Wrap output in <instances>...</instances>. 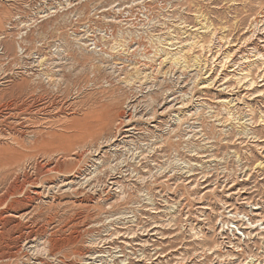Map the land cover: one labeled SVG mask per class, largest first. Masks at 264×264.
Instances as JSON below:
<instances>
[{"label":"rangeland","instance_id":"rangeland-1","mask_svg":"<svg viewBox=\"0 0 264 264\" xmlns=\"http://www.w3.org/2000/svg\"><path fill=\"white\" fill-rule=\"evenodd\" d=\"M0 39V264H264V0H0Z\"/></svg>","mask_w":264,"mask_h":264},{"label":"bare ground","instance_id":"bare-ground-1","mask_svg":"<svg viewBox=\"0 0 264 264\" xmlns=\"http://www.w3.org/2000/svg\"><path fill=\"white\" fill-rule=\"evenodd\" d=\"M8 1H11V0H8ZM131 9V8H130ZM26 29H28L31 25H27L26 24ZM81 32V35H79V33H76L75 34V32H74V35H75V38H74V42L76 43V44H78V47H79V49H83V50H85V49H88V48H93V49H91L90 51H93V50H96V47H97V45H96V42H94V39H92V36H90L89 35V30H84V31H80ZM0 40H2V39H0ZM19 40V39H18ZM20 40L22 41L23 40V37H20ZM0 43H1V41H0ZM19 44V43H18ZM160 45H161V48H169V47H171L172 46V43L171 44H166V43H162V42H160ZM116 47H118V48H120V52L121 51H126V49L128 50V49H130L129 47H128V45L126 46V44H125V42H123V43H121V44H116ZM125 48V49H124ZM17 49L19 50V52H20V55L21 56H23V48L22 47H20V44L17 46ZM101 50H99V52H100ZM163 51V50H162ZM25 52V51H24ZM130 52V51H129ZM1 53V52H0ZM168 55H170V54H168ZM38 59H40V57H38V58H36L35 59V61H34V64L35 63H37L36 65H37V67L39 66V68H42V67H44V66H46V68H45V70H49V67H51V64L52 63H50V64H47V61H48V59H41L39 62H38ZM170 60L171 61H173V63L175 64V66H179L180 68H182V69H184L185 68V66H183L182 64H183V62H180L178 59H176L175 58V55H172V56H170ZM32 63V62H31ZM182 63V64H181ZM98 63H96V66H95V69H100V67L97 65ZM161 64V63H160ZM35 65V66H36ZM194 65L195 66H197V67H199V64L196 62V63H194ZM138 69V68H137ZM45 70H41V71H44L45 72ZM160 70V69H159ZM56 72H59L58 70L56 71ZM159 72V71H158ZM153 73V72H152ZM137 75H139V74H137ZM53 74H50V73H47V72H45V73H43V76H39L40 78L42 77V78H44L46 81H47V84L48 83H53L54 82V79H53ZM140 76H143V73L142 74H140ZM142 78H145V77H142ZM57 80V79H56ZM102 113V112H101ZM95 114V113H94ZM98 116V115H97ZM110 117H111V115H110V113H104V114H100L98 117H97V119H96V121H98V122H101V123H104V124H106L107 122H108V120H110ZM95 120V119H94ZM89 126V125H88ZM88 130H90V129H88ZM92 130V129H91ZM90 132V131H89ZM24 245V244H23ZM34 249H35V252H36V254H38V255H46V248H45V244L44 243H41V244H39V245H36L35 247H34ZM250 264V263H249Z\"/></svg>","mask_w":264,"mask_h":264},{"label":"built area","instance_id":"built-area-1","mask_svg":"<svg viewBox=\"0 0 264 264\" xmlns=\"http://www.w3.org/2000/svg\"><path fill=\"white\" fill-rule=\"evenodd\" d=\"M77 24V23H76ZM72 33L74 34V31H72ZM106 34V33H105Z\"/></svg>","mask_w":264,"mask_h":264}]
</instances>
